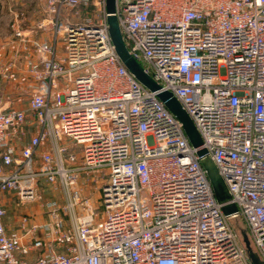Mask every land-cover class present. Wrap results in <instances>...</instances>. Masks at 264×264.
<instances>
[{
	"label": "built area",
	"instance_id": "built-area-1",
	"mask_svg": "<svg viewBox=\"0 0 264 264\" xmlns=\"http://www.w3.org/2000/svg\"><path fill=\"white\" fill-rule=\"evenodd\" d=\"M40 1L52 39L17 15L0 43V85L17 67L9 47L26 51V104L0 92V195L40 201L45 219L25 212L8 229L0 202V264H251L202 148L264 263V0H116L129 52L180 102L198 147L120 60L106 0ZM97 172L100 211L81 183Z\"/></svg>",
	"mask_w": 264,
	"mask_h": 264
},
{
	"label": "water",
	"instance_id": "water-1",
	"mask_svg": "<svg viewBox=\"0 0 264 264\" xmlns=\"http://www.w3.org/2000/svg\"><path fill=\"white\" fill-rule=\"evenodd\" d=\"M106 11H107V22L109 24V32L112 42L115 47V51L119 56L123 64L135 75V77L146 87L153 91H158V96L161 100L165 102V105L178 117V119L183 123L184 129L191 141V143L198 147L202 144V139L198 133L194 123L192 122L189 115L181 106L180 102L170 91L160 90L161 85L157 83L151 75H149L144 66L140 61L134 58L128 50L125 43L117 16L116 11V0H106ZM200 155L203 167L206 169L208 177L211 181L212 187L214 189L216 198L219 203H222V209L225 214L233 216L237 211L235 203L231 201V195L228 188L219 174L218 168L211 156L207 151L202 148L198 151ZM242 241L245 245L247 255L250 259L251 264H264L260 259L256 251L253 249L251 240L249 238L248 232L245 228L239 230Z\"/></svg>",
	"mask_w": 264,
	"mask_h": 264
},
{
	"label": "crops",
	"instance_id": "crops-1",
	"mask_svg": "<svg viewBox=\"0 0 264 264\" xmlns=\"http://www.w3.org/2000/svg\"><path fill=\"white\" fill-rule=\"evenodd\" d=\"M43 5L44 4L40 0H0V7L2 8L5 6L6 8V20L10 29H12L11 25L17 18V15H21L20 18H18L19 26L26 34L38 39L51 40L53 37L52 20L50 14L45 11ZM84 15L86 14L82 15L80 12L81 17ZM8 50L9 52L16 51L15 53L18 54L15 57L17 67L12 71L11 81L9 80L10 82L8 81V83L2 81V84L0 85V92L5 98H7L5 96L6 91H11L15 95L23 94V81L24 78H26V75L23 73L24 68H26V51H24L22 46H19L18 49L9 47ZM16 97L14 99H16ZM14 99L10 101H13ZM18 102L19 101H17V103ZM6 225L8 229H11L7 223Z\"/></svg>",
	"mask_w": 264,
	"mask_h": 264
},
{
	"label": "rangeland",
	"instance_id": "rangeland-1",
	"mask_svg": "<svg viewBox=\"0 0 264 264\" xmlns=\"http://www.w3.org/2000/svg\"><path fill=\"white\" fill-rule=\"evenodd\" d=\"M88 10H89V7H80L79 9L82 15L89 12ZM6 16L7 15H6L5 6L2 8L0 7V42H7L9 40L16 39L13 35V30L10 29L9 25L7 24ZM9 80L11 81V79H8L6 82L8 83ZM24 80H26V78H24ZM5 96L8 98V100H12L16 96L20 97L18 103L13 102L14 106L23 107L26 104V100H23L21 98L23 96L22 94L15 95L11 91H6ZM71 146L79 150V148L75 146L73 143H71ZM102 182H103V178H102L101 173L99 172L93 173L91 175L85 174L81 180V183L83 184L85 189L87 188V190H85L86 193L91 195L94 204L97 206L99 204V209H98L99 211L103 208L101 201H99V195H100L99 187ZM43 196L50 198L49 195H43ZM58 197H60V194L58 195ZM0 202H3V205L7 210L6 223L11 229H14L17 227V222H18L19 217L25 212L31 213L37 221L45 219L44 207L41 205V202L38 200L27 201V202L22 203L21 201H19L16 195L6 192L0 195ZM230 221L236 227L238 231L241 228H245L243 220L238 215L230 216Z\"/></svg>",
	"mask_w": 264,
	"mask_h": 264
}]
</instances>
